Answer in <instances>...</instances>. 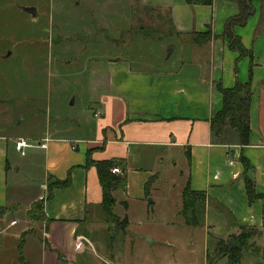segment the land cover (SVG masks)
Returning <instances> with one entry per match:
<instances>
[{"label": "crops", "instance_id": "obj_1", "mask_svg": "<svg viewBox=\"0 0 264 264\" xmlns=\"http://www.w3.org/2000/svg\"><path fill=\"white\" fill-rule=\"evenodd\" d=\"M89 3L94 15H100L97 2ZM17 4L21 19L33 25L28 18L31 14L21 9H34L35 5L24 0H0V16H15ZM108 5L111 7L105 17L98 16L102 29L115 30L116 24L129 22V12L138 5L147 12L143 24L150 22V28L156 30L166 25L167 39L171 40L165 43L166 36L155 38L160 49L153 39L141 36L125 48L107 43L109 56L89 60L90 71H103L99 78L93 73L88 82L93 96L88 98L87 110L92 116L85 115L69 132L52 131L47 124L42 136H8L17 118L23 116L25 121L26 115L31 119L36 116V111L20 100L27 99L28 91L31 95L33 73L38 76V72H33L31 66L36 51L20 48L15 52L10 47H0V224L5 223L4 230L12 229L22 221L21 215H27L33 204L41 201L43 238L33 237L39 246L41 264H76V259L93 251L90 236L96 227L107 229L108 217L102 208L96 168L86 167L90 153L94 162L120 163L121 173L116 175L126 170V191L112 194V209H124L123 219L128 220L125 232L130 224L131 199L146 209L147 198L153 197L152 191L163 180L169 179L171 189H177L181 198L189 183L191 190L205 195V200L196 205V213L202 216L198 227L205 230V235L214 231L219 239L226 240L238 235L242 228L261 230L258 245L262 247V260L253 262L261 264L263 203L256 200L249 204L244 169L239 162L242 156L250 163L256 192L264 195V29L256 36L261 18L258 0L245 26L234 30L243 46L253 53L251 78L250 60L239 59L221 37L226 20L239 12L234 2L213 0L211 5L189 6L184 0H109ZM57 23V33H64L62 21ZM207 28L211 41L203 46L193 44V34L206 32ZM141 29L146 31L147 26ZM2 31L0 39L15 38V28ZM23 32L25 38L35 37L31 27ZM168 48L172 50L167 55ZM16 55L18 59L12 60ZM249 78L251 138L250 144L242 147L232 131L217 139L211 131V119L222 108L217 85L229 89L236 81L246 83ZM12 98L20 99L18 110L2 107ZM38 99L43 97L39 95ZM33 100L30 98V103ZM20 138L31 144L24 155L14 149V142ZM175 155L179 161L173 158ZM68 175L69 185L52 190L49 197V185L67 180ZM38 176L39 180H34ZM150 180L153 183L147 196L145 187ZM13 221L17 224L11 226ZM30 238L25 240L22 253L31 243Z\"/></svg>", "mask_w": 264, "mask_h": 264}, {"label": "rangeland", "instance_id": "obj_2", "mask_svg": "<svg viewBox=\"0 0 264 264\" xmlns=\"http://www.w3.org/2000/svg\"><path fill=\"white\" fill-rule=\"evenodd\" d=\"M24 1L35 5V16L27 15L29 20L32 19L33 25L21 19L17 4L15 16L11 13L10 16L7 14L0 16V32L12 30V27L16 30L15 38L0 39V47H10L15 52H18L20 48L36 51L32 56L31 66L33 65V72L34 69L38 72V76L33 73L31 95L28 91L26 100L19 99L21 102L26 101L25 105L30 106L32 112L36 111V116H32L31 119L26 115L25 121L23 116L17 118L16 126L9 129L10 137L42 136L47 124L52 131L60 129L69 132L80 124L85 115L92 116L87 110L88 98L93 96L88 82L92 79L93 73L99 78L103 71H90L89 60L109 56L106 51L107 43L115 42L118 45L115 48L120 49L131 45V42H137L136 40L141 37L153 39L154 44H157L154 39L158 36H166V39L169 37L166 25L162 24L160 27L165 30H156L150 28V22L143 24L142 20L147 12L138 5L129 12V18L132 20L118 24L122 27L116 24L118 28H122L120 31L118 28L106 31L98 24L100 23L98 16L105 17L103 15L111 7H107L109 0H95L100 10L97 13L100 15H94L89 0ZM230 1L233 2V0ZM23 9L25 8L21 10ZM43 9H45L44 12ZM54 12L58 13L54 14ZM60 20L65 27L64 33H57L55 29V24L61 23ZM144 25L147 26L146 31L141 29ZM49 26L53 31H50ZM29 27L35 30V37L30 39L25 38L23 32ZM170 40L169 38L164 42L169 43ZM174 45L175 49L178 48V45ZM155 47L160 49L161 45L157 44ZM171 50L168 48L167 55ZM16 59H18L17 55L12 60ZM37 80H41V83H36ZM39 95L43 99H38ZM30 98L34 99L32 103L29 101ZM19 100L12 98L11 102L2 107L18 110L21 103ZM173 158L179 159L176 155ZM179 169H184L183 165ZM38 178L40 176L34 180L38 181ZM171 187L169 179L160 182L157 190L152 191L153 197L147 198L146 209L139 201L131 199L133 201H130L128 212L130 224L124 233L119 230L114 219L107 218V229L102 230L96 227L95 232L90 236L94 243L93 251L76 259V264H173L177 262L178 264H227V258L224 255L217 257L215 251L218 242H228L229 239H233L232 236L221 240L214 231H209L206 236L203 228L187 225L183 216L180 215L182 198L177 193V189L172 190ZM32 193L34 194V191ZM150 199L152 203H149ZM31 209L32 207L28 213ZM123 212L124 209L121 208L112 209V213L120 221H123L125 213ZM28 213L21 215L22 221L19 220L20 222L12 229L4 230L5 223L0 224V264H20L17 246L22 234H26V239L31 237L29 239L31 243H28L26 252H23L25 262L41 264L39 246L33 237L42 240L40 229L42 222L30 220ZM11 216L9 214L8 219ZM196 216L199 221L202 220V216L198 214ZM260 233L262 235V232ZM260 237H251L243 247L242 264H253L256 260L259 262L262 260L259 252L262 247L258 245ZM262 263L264 264L263 261Z\"/></svg>", "mask_w": 264, "mask_h": 264}, {"label": "trees", "instance_id": "obj_3", "mask_svg": "<svg viewBox=\"0 0 264 264\" xmlns=\"http://www.w3.org/2000/svg\"><path fill=\"white\" fill-rule=\"evenodd\" d=\"M189 6L196 5H211L213 0H184ZM238 6V14L230 17L224 24V31L221 35L222 38L228 41V48L238 54L239 59L248 58L250 60L249 76L251 78L252 73V62L253 53L251 50H247L240 37L235 35V28L245 26L249 17H251L255 10L253 7L254 0H233ZM260 4L261 18L260 24L257 28V33L264 29V0H258ZM192 43L197 46H203L209 43L212 39V34L209 28L206 32L193 34ZM246 83H240L236 81L232 88H223L221 85H217V90L222 96V108L218 111L211 119V131L217 139H221L224 134L228 131H232L238 138L239 145L244 147L250 144L251 128H250V109L252 102V85L251 79ZM239 162L242 164L244 172L243 179L245 184V190L249 204L256 200H261L263 203V229H264V195L257 194L255 189V182L250 176L253 171L250 163L244 158L240 157ZM94 166L97 171L99 184L102 189V208L105 215L114 219L117 227L121 232H125L128 223L127 218L120 221L117 216L112 213V207L115 204L113 199V192L120 190L126 191L127 186V173L125 169H122L121 175L113 174L112 170L118 168L120 163L116 161H103L94 162L90 158V153L87 156L86 167ZM70 183V175L67 180L55 181L48 187V196H51L52 190L56 188H62L68 186ZM153 183L150 180L145 187L146 195L149 196V190ZM205 200V195L201 192L191 190L190 184L187 183L184 190L182 191V209L180 215L185 219V223L192 227H198L199 221L196 216L197 208L196 205L199 202ZM28 217L32 221L44 222V214L42 202H36L33 204L32 209L28 213ZM261 230L255 228H242L240 234L233 235L236 245L230 250L228 242L220 241L217 243L215 253L217 257L224 255L227 258V264H242L243 258V247L248 243L251 237L261 236ZM26 234H22L20 242L17 246L18 259L20 264H27L24 260L22 249L25 244ZM251 246V245H250ZM207 259L208 256H207ZM264 262V261H263ZM263 264V263H262Z\"/></svg>", "mask_w": 264, "mask_h": 264}, {"label": "built area", "instance_id": "obj_4", "mask_svg": "<svg viewBox=\"0 0 264 264\" xmlns=\"http://www.w3.org/2000/svg\"><path fill=\"white\" fill-rule=\"evenodd\" d=\"M30 147H31L30 142H29L28 140H26V139H23V138L17 139V140L14 142V148H15L16 152H18V153L21 154V155H24L25 152H26V150H27L28 148H30ZM112 172H113L114 174H120V173H121V171H120L119 168H114V169L112 170ZM16 224H17V222L13 221V222L11 223V226L16 225ZM173 264H178V263H173Z\"/></svg>", "mask_w": 264, "mask_h": 264}, {"label": "water", "instance_id": "obj_5", "mask_svg": "<svg viewBox=\"0 0 264 264\" xmlns=\"http://www.w3.org/2000/svg\"><path fill=\"white\" fill-rule=\"evenodd\" d=\"M24 11L27 12L28 14H31L32 16H35L36 14L33 8H25ZM149 203H152L151 199L149 200ZM228 244H229L230 250H232L234 246L236 245V242L234 239H230Z\"/></svg>", "mask_w": 264, "mask_h": 264}]
</instances>
